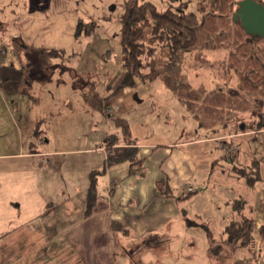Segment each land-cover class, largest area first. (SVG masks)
Masks as SVG:
<instances>
[{
	"label": "crops",
	"instance_id": "1",
	"mask_svg": "<svg viewBox=\"0 0 264 264\" xmlns=\"http://www.w3.org/2000/svg\"><path fill=\"white\" fill-rule=\"evenodd\" d=\"M57 5L50 1L46 8L32 9L31 0H25L20 15L23 27L13 35H21L33 46L65 49L68 65H60L54 72L60 71L57 75L60 80L36 79L28 93L14 96L0 89V98L13 110L23 111L20 104L25 103V96L36 99L33 90L36 82L41 85L54 84V81L56 87L61 85L63 93L58 95L64 98L60 101L69 104V96H73L86 118L73 148L57 146V129L53 132L39 124L36 131L40 132L31 142L25 140L22 131L9 130L3 134L0 223L4 224H0V248L6 243L11 249L7 260L12 258L17 239L20 236L24 239L21 232L24 233L30 214L36 209L38 215L45 217L53 212L47 211L50 205L64 218L65 224L58 226L68 232L69 248L74 249L68 259H55L58 264H135L138 256L148 264H238L244 259H253V246L258 252L252 262L264 264V241L258 240V234L255 243L250 245L226 242L223 235L226 225L245 217L253 219L256 232L264 224V130L233 131L231 126L221 125L204 128L197 123L191 136L161 141H140L131 132L130 138L138 147V162L132 165L131 159H118L129 144L116 118L127 119L137 100L151 90L149 84L162 83L160 79L139 80L135 88L104 99L103 108L89 105L83 95L91 84L89 81L97 80V88L104 97L111 91L109 87L112 89L117 84L110 78L125 72L121 62L111 63L114 52L120 54L122 47L119 40L117 46L116 35L102 28L97 20L95 30L89 35L77 36L75 20L61 16L63 12ZM68 20L71 21L67 25ZM183 69L185 72V65ZM103 71L109 74L99 89L98 75ZM159 90L150 95H156ZM59 98L43 99L50 107L47 110L52 112ZM110 107L116 109L114 114L107 112ZM23 116L21 113V119ZM56 116L60 119V115ZM112 137L116 142L109 145L108 139ZM255 141L259 147L254 146ZM228 144L237 145L232 158L227 156ZM69 153L84 154L90 159L83 165L79 158L69 161L60 157ZM220 161L226 163L220 167ZM94 170L99 171L97 203L86 216ZM64 180L69 186L63 188L61 181ZM101 180L106 184L103 195ZM167 185L181 195L190 193L189 188L193 193L179 199L163 195L161 191ZM34 191H37L38 209L42 210L31 208ZM74 195L83 197L85 202L79 216L70 203L65 208L59 204L66 199L71 202ZM189 230L199 232L189 238L182 236ZM153 235H157L154 240ZM218 245L220 250L214 252L213 247Z\"/></svg>",
	"mask_w": 264,
	"mask_h": 264
},
{
	"label": "trees",
	"instance_id": "2",
	"mask_svg": "<svg viewBox=\"0 0 264 264\" xmlns=\"http://www.w3.org/2000/svg\"><path fill=\"white\" fill-rule=\"evenodd\" d=\"M37 1L40 0H31L32 9L39 7L40 3L45 4L40 7L43 9L50 3V0ZM239 1L200 0L195 10L185 12V6L176 10H160L152 1L126 0L120 32L125 72L114 88L109 87L111 91L104 97L97 88V80L89 81L90 86L83 92L86 102L92 107L103 108L104 99L135 88L139 80L146 82L162 79L197 119L198 127L222 125L231 126L233 131L264 130V36L249 33L241 21L235 19ZM0 23L7 27L1 19ZM96 26L93 20H81L76 34L89 35ZM1 31L3 36L7 30ZM11 43L10 50L16 58L6 62L0 57V89L10 96L28 93L29 86L36 79H52L57 67L61 65L54 63L53 58H63L66 54L63 48L30 45L21 35L14 36ZM209 46L228 50L224 73L235 71L238 76L237 94L227 90L226 85L209 89L205 84L196 86L187 78L183 69L187 54ZM255 97L262 99V102L257 103ZM116 121L122 127L129 144L118 159H131L134 165L138 162V147L134 139L130 138V124L126 118L119 116ZM39 132L36 131V134ZM115 142L114 137L108 139L109 145ZM227 156L232 158L233 154ZM98 172L94 170L91 173L86 216L97 203ZM191 191L181 195L167 185L161 192L179 199L188 198L193 193ZM257 234L258 240L264 241V224L256 232L251 217L231 222L223 230L225 241L229 243L250 245L255 243ZM220 248L221 245L215 246L213 251L218 252ZM257 252L253 246V259H244L238 264H255L252 261L257 257Z\"/></svg>",
	"mask_w": 264,
	"mask_h": 264
},
{
	"label": "rangeland",
	"instance_id": "3",
	"mask_svg": "<svg viewBox=\"0 0 264 264\" xmlns=\"http://www.w3.org/2000/svg\"><path fill=\"white\" fill-rule=\"evenodd\" d=\"M43 1L44 0H40L37 2L40 3ZM50 1H54L56 5L58 4L57 6L63 12V14H60L61 16L75 20L77 27L79 21L81 20H93L95 22L96 20L99 21L102 28H106L109 32H112V34L116 35L118 46V40L120 41L121 32V16L125 10L126 0ZM139 1H152L160 10L170 8L176 10V8H179L180 6H185V12H189L191 9H196L197 3L200 0ZM24 3L25 0H0V19L3 20L7 26L5 27V24L3 25L0 23V49L2 50L0 57L2 61H9L11 58H16L13 56V52L10 50L12 49L11 41L14 37L13 33L17 32V30L23 27L20 15L22 7H24ZM44 5L45 4L40 3L37 9H41L40 7ZM36 6L37 5L35 4L33 5L35 8ZM70 21H67V25ZM1 30H7L5 32L6 34L2 36ZM118 54L119 53L117 51L114 52L111 63L116 64L118 61L122 63V55L119 54V56ZM227 54L228 50L226 48H219L216 46L201 47L193 52L188 53L184 62L187 78L190 82L196 85L203 82L209 89H214L220 85H226L227 90L233 94H237L238 76L235 74V71L224 73ZM53 62L56 64L59 63V65L61 63L62 66L68 65V57H55L53 58ZM59 73L60 71L54 74V81L60 80V77L57 76ZM108 74L106 71H103L100 75H98L99 89L103 88V83H105V78L108 76ZM116 76L110 78V81L113 80V84H116V82L118 83L121 79L119 77H122V75L118 76L117 78ZM54 81L52 82L54 84H49V82H47L41 85L37 84L36 82L33 88L36 99H33L30 96H25V103L20 104V107L21 109L23 108V111L18 109L13 110L2 98H0V148L3 147V134L9 130H17L19 133L22 131L25 140L28 142L34 141L36 139L35 131L38 124L48 130L51 128V131L53 132L57 129V146L65 148L74 147L75 141L82 130L81 125L84 122V118L86 117L83 115L84 111L81 109L80 104L75 101L73 96H69V100H71L69 104L68 102L64 103L63 101H60V99L64 98L62 95L59 98L58 95L60 92H62L61 85L56 87ZM158 81H160L162 85L159 84V82L157 84L156 82L149 84L151 90L144 94L141 97L142 99L140 98V100H137L138 104L135 106V108L133 110L131 109L132 111L127 113V119L129 120L131 126V135L139 136L140 141H161L162 138L175 140L191 136L195 127L197 126V119L182 103L180 98L174 94V92L169 87L166 86L162 79ZM157 90L159 91L156 95H150L151 92H155ZM49 97H52L55 100L59 98L58 104L54 106V110L52 111L53 113L49 111L50 107L47 106L46 102L43 100H47ZM254 100L257 103L262 102V99L258 97H255ZM31 105L33 106L31 107ZM21 113L22 115L24 114L22 119ZM52 114L55 115V117H52ZM56 115H60V119ZM106 119L108 118L106 117ZM37 120L39 122H37ZM110 120V126L113 127L114 124H112V118H110ZM105 125L106 124L104 123V126ZM228 145L236 147V150L234 151H229L228 149L227 151L230 153L234 154L238 150L237 145ZM254 146L259 147V143L255 141ZM60 157H65L69 161L71 159L79 158L83 161V165L90 159V157L85 156L84 154L70 153L64 154ZM219 163L220 167H222L226 162L220 161ZM58 170L60 169L58 168ZM59 174L60 173H57V175ZM31 179H33V177H31ZM65 185L69 186L68 181H61V187L64 188ZM105 190L106 184L102 183L101 180L102 195L104 194ZM36 193L37 191L33 192V197H35V199H32L31 201V208L36 207L38 209V199L36 198ZM79 194L81 193L79 192ZM74 196L75 197H73L74 199L71 202L69 199H66L61 201L59 204L62 208H65V206L70 203L72 207L76 209V213L79 216L84 210L85 202L83 197H77V195ZM47 206H49V210L47 211L50 212L52 210L53 212L49 215H46L45 217L38 215V211L33 208L35 209V212L30 214L29 223L23 228L24 233L21 232V234L25 235L24 239L21 240L20 236L19 239H17L18 242H15L16 247L13 249V255L11 259L8 258L7 260L9 250L11 251V249L6 247V243H2L3 246L0 248V264H27L28 261H31L30 264H58L55 259L62 258L64 260V257L68 259L72 255L74 249L69 248L68 232L60 229V226H58L59 224H65L63 223L65 221L64 218L59 215V211H55L56 207L52 208L50 205ZM182 206H184V204ZM0 224L2 225L4 223ZM197 232L199 231L189 230L187 234L183 232L182 236L184 235L189 238L193 235H196ZM151 239L154 240L156 237ZM136 258L135 264H148L144 263V260H141L139 256Z\"/></svg>",
	"mask_w": 264,
	"mask_h": 264
},
{
	"label": "water",
	"instance_id": "4",
	"mask_svg": "<svg viewBox=\"0 0 264 264\" xmlns=\"http://www.w3.org/2000/svg\"><path fill=\"white\" fill-rule=\"evenodd\" d=\"M235 19H239L251 34L264 36V2L261 0H240L235 12Z\"/></svg>",
	"mask_w": 264,
	"mask_h": 264
},
{
	"label": "built area",
	"instance_id": "5",
	"mask_svg": "<svg viewBox=\"0 0 264 264\" xmlns=\"http://www.w3.org/2000/svg\"><path fill=\"white\" fill-rule=\"evenodd\" d=\"M115 111V109L114 108H107V112L108 113H110V114H112L113 112ZM229 151H234V150H236V147H233V146H229ZM190 190H192V188H189Z\"/></svg>",
	"mask_w": 264,
	"mask_h": 264
}]
</instances>
